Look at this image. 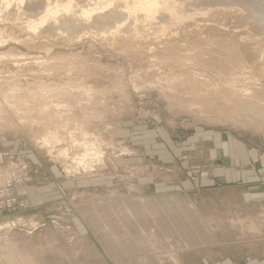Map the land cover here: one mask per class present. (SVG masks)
<instances>
[{
  "label": "rangeland",
  "instance_id": "obj_1",
  "mask_svg": "<svg viewBox=\"0 0 264 264\" xmlns=\"http://www.w3.org/2000/svg\"><path fill=\"white\" fill-rule=\"evenodd\" d=\"M180 2L193 25L165 34L155 27L158 19L140 18L138 33L131 24L117 36L103 34L109 26L59 30L47 38L0 18L15 36L0 43L3 108L2 92L37 96L45 82L46 89L69 94L61 99L73 104L71 116L103 143L102 156L85 171L75 158L78 147L65 159L41 148L29 127L0 123V187L16 162L7 156L12 153H24L32 175L17 191L25 206L0 209L3 264L21 253L41 264H223L264 256V194L239 180L218 179L219 160L212 157L228 137L264 154V6L255 12L253 0ZM233 78L236 96H230ZM90 88L95 92L87 94ZM121 205L179 219L162 224L163 246L139 248L132 236L119 237L118 245L131 248L112 255L108 235L88 215L101 217ZM249 217L260 230L245 236L232 220ZM101 221L112 232L114 223L124 224Z\"/></svg>",
  "mask_w": 264,
  "mask_h": 264
},
{
  "label": "bare ground",
  "instance_id": "obj_2",
  "mask_svg": "<svg viewBox=\"0 0 264 264\" xmlns=\"http://www.w3.org/2000/svg\"><path fill=\"white\" fill-rule=\"evenodd\" d=\"M180 4V0H0V18L18 24L24 23V28L30 30V32L36 33L39 31V35L47 38L59 34L61 30L77 32L88 29L94 31L93 29L100 30L109 26L111 29H106L107 31H103V34L110 31L112 36H117L125 26L129 27L131 24H135L132 34L138 33L141 30L140 24L137 23L140 21V18L143 21L149 22L158 19L159 21L155 27L165 34L174 32L177 26L185 25L186 27H190L193 25V23L187 20L193 16L190 14L186 15V12L182 11ZM253 5V10L256 12L258 7L264 6V0H253ZM5 11L7 14L4 13ZM262 16L264 17V14ZM1 26L0 43L5 42L6 38L13 39L15 37ZM43 40L45 41V39ZM118 40L120 41V39ZM4 46V44H0V47ZM193 58V53H187L185 56L186 60H193ZM261 74L264 77V65L261 68ZM230 82L232 84L230 96L238 95L239 89H236L237 79L233 78ZM39 84L40 89L37 96L31 91L27 93V97L18 95L16 92H2L8 109L5 110L0 101V123L8 125L14 123L15 126L22 128L29 127L35 141L40 144L41 148L46 149L49 154L57 152L59 156L65 159L73 157L71 147H78V157L75 158L85 166H83L84 169L89 166L92 168L91 163L103 154L101 137L98 135L94 136L95 134H92L78 120L71 116L70 111L73 104L71 106L68 101L61 99L67 97L68 93H60V91L54 93L55 91L52 88H45L47 87L45 82H40ZM79 86L84 87V84H80ZM1 87L0 85V91H3ZM85 91L87 94L95 92L91 88L85 89ZM242 91L247 94L249 93L248 89L242 88ZM31 99H37V101H31ZM32 102L35 103L31 104ZM33 110H35L38 117H33ZM8 115L14 119L9 120ZM37 125L39 128L35 129ZM242 148L245 147L243 146ZM89 168L87 169L89 170ZM85 171L87 170L85 169ZM8 172L9 170L7 169L1 183L2 185L5 183V177ZM88 216L92 223L96 224L100 229L101 233L108 235H105L104 238H106L108 251L112 255L131 248V245L128 243H125L124 246L118 245V242L114 239L119 237L130 238L132 236L136 239V242L141 243L140 245L135 243L139 248L156 249L159 246H163L158 241L160 238L158 232L162 224L164 222H177L179 219L178 217L166 215L165 213H160V211L140 205L132 206V208H125L121 205L114 212L110 210L102 211L101 217L93 216L91 213ZM101 218L104 220H117L118 218L124 224H120L119 226V224L112 222L115 229L112 232L108 229V224L101 221ZM232 223L237 224L245 233V236H247L248 232H258L260 230L252 217L232 220ZM141 232H143V235L140 236L143 239H140L138 236ZM113 233L114 236L112 235ZM146 235L152 241L146 240ZM109 237H113V239ZM139 239L141 241H138ZM170 241H174V239L169 237L167 242L169 243ZM7 260L11 264H41L33 254H10L7 256ZM0 264H3L1 260Z\"/></svg>",
  "mask_w": 264,
  "mask_h": 264
},
{
  "label": "crops",
  "instance_id": "obj_3",
  "mask_svg": "<svg viewBox=\"0 0 264 264\" xmlns=\"http://www.w3.org/2000/svg\"><path fill=\"white\" fill-rule=\"evenodd\" d=\"M212 157L219 160L215 169L218 179L239 180L242 184L250 186V189L255 188L259 194H264V154L258 155L257 151L249 149L248 145L228 137L223 145L216 147ZM258 161L260 167L255 169L254 163ZM223 264H264V256L229 258Z\"/></svg>",
  "mask_w": 264,
  "mask_h": 264
},
{
  "label": "built area",
  "instance_id": "obj_4",
  "mask_svg": "<svg viewBox=\"0 0 264 264\" xmlns=\"http://www.w3.org/2000/svg\"><path fill=\"white\" fill-rule=\"evenodd\" d=\"M23 154L12 153L7 155L10 160L16 158V162H14L15 164H13L7 173L4 185L0 187V209L5 213L25 206V203L19 198L17 191L20 186L31 181L32 175L29 164L22 157Z\"/></svg>",
  "mask_w": 264,
  "mask_h": 264
}]
</instances>
